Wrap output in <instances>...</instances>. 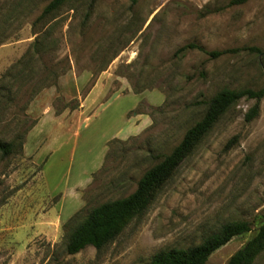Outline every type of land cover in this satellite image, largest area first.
Returning <instances> with one entry per match:
<instances>
[{
  "label": "rangeland",
  "instance_id": "rangeland-1",
  "mask_svg": "<svg viewBox=\"0 0 264 264\" xmlns=\"http://www.w3.org/2000/svg\"><path fill=\"white\" fill-rule=\"evenodd\" d=\"M48 1L0 0V24L8 18L0 29L7 37L0 75L40 33L55 40L45 63L69 67L24 111L23 96L0 109V139L15 143L13 153L0 155V264H148L158 250L198 244L223 223L245 220L250 230L206 262L225 264L264 218V97L250 121L244 117L254 99L233 104L146 212L100 250L67 254L63 225L80 209L132 192L154 156L168 153L202 117L197 100L222 88L264 87V0H96L88 16L90 0H71L34 34L32 23ZM188 43L246 49L216 58L176 53ZM56 96L68 104L77 99L80 108L56 115ZM140 103L150 123L119 139L138 122ZM31 119L21 145L18 135ZM114 138L121 142L113 144L106 171L90 182ZM252 264H264V250Z\"/></svg>",
  "mask_w": 264,
  "mask_h": 264
},
{
  "label": "trees",
  "instance_id": "trees-1",
  "mask_svg": "<svg viewBox=\"0 0 264 264\" xmlns=\"http://www.w3.org/2000/svg\"><path fill=\"white\" fill-rule=\"evenodd\" d=\"M71 0H49L43 7L41 13L32 23L33 33H39L42 26L67 2ZM247 0H231L230 3L241 4ZM96 0L88 3L86 16L90 15ZM4 19L0 29L7 22ZM48 21V22H49ZM41 24L36 31L37 24ZM7 40L6 35L0 32V45ZM55 40H50L48 34H37L30 43L23 55L0 75V109L6 104L17 102L23 96L22 110L32 99L43 89L55 86L58 78L65 74L69 67L62 65L50 67L43 58L50 55ZM198 50L207 54L210 58H216L224 53H236L245 50V47L224 50H205L195 43H188L179 47L176 53L187 50ZM251 51L260 53L256 47H250ZM52 55V54H51ZM50 55V56H51ZM93 77V76H92ZM95 80V78H93ZM32 80V81H30ZM91 80V86L95 81ZM18 83V84H17ZM17 84V85H15ZM143 89L135 90L140 93ZM254 99L253 105L245 114V121H250L258 115L259 103L264 97V87L259 89H230L222 88L208 99L197 100L196 104L205 106V111L200 119L190 125L183 133L179 142L173 146L168 153H159L154 157L157 162L148 167L139 177L135 189L129 194L102 201L96 205L88 206L75 212L64 223L65 245L67 254H75L87 246L100 250L112 241L130 220L141 217L155 195L162 188L163 184L173 175L180 164L194 151L198 143L213 128L221 116L240 98ZM74 100V99H73ZM63 99L56 96L53 108L56 115L64 109L70 110L80 108V101L75 99L74 104L62 103ZM61 104L60 108L57 107ZM141 103L135 107L136 113H146L141 110ZM36 123L31 119L23 134H19L20 144L23 145L24 136ZM117 138L107 142L103 162L98 170L92 173L91 181L97 180L99 175L106 171L107 160L113 156V144L120 143ZM15 143L0 139V155L7 156L14 152ZM82 197L85 200L87 190H82ZM84 211V212H83ZM250 230V225L245 220L228 221L220 225L215 231L207 234L195 245L187 247H172L156 251L148 264H206L209 256L219 247L226 244L235 236L242 235ZM264 250V218L259 223L254 236L247 240L238 250L227 259L225 264H252L253 260Z\"/></svg>",
  "mask_w": 264,
  "mask_h": 264
},
{
  "label": "crops",
  "instance_id": "crops-1",
  "mask_svg": "<svg viewBox=\"0 0 264 264\" xmlns=\"http://www.w3.org/2000/svg\"><path fill=\"white\" fill-rule=\"evenodd\" d=\"M137 121L138 122L135 124L134 123L128 124L126 126L128 130L125 129L123 132L124 135L122 137H120L119 139H124V138H127L128 136H131V135L138 133L141 129H143L145 126H147L150 123V117L144 113H141V114H138V120ZM137 124H139V125H137ZM132 130H133V132H132ZM131 132H132V134H131ZM24 145H25V143H24ZM29 157H31V156H29ZM33 163H35V162H33Z\"/></svg>",
  "mask_w": 264,
  "mask_h": 264
}]
</instances>
